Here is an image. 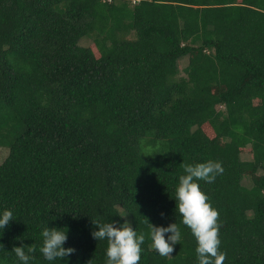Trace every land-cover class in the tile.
Wrapping results in <instances>:
<instances>
[{
  "label": "trees",
  "instance_id": "trees-1",
  "mask_svg": "<svg viewBox=\"0 0 264 264\" xmlns=\"http://www.w3.org/2000/svg\"><path fill=\"white\" fill-rule=\"evenodd\" d=\"M0 148V264L21 243L29 264H104L97 220L145 234L139 264H198L175 188L207 159L223 264H264V0H0ZM174 221L156 254L148 222ZM45 223L75 251L45 260Z\"/></svg>",
  "mask_w": 264,
  "mask_h": 264
},
{
  "label": "clouds",
  "instance_id": "clouds-1",
  "mask_svg": "<svg viewBox=\"0 0 264 264\" xmlns=\"http://www.w3.org/2000/svg\"><path fill=\"white\" fill-rule=\"evenodd\" d=\"M184 173L178 178L175 188V208L181 216V222L188 226L196 239L195 252L198 264H223L226 252L220 249L219 211L212 206L206 192L200 187V181L213 182L224 171L222 162L207 159L183 165ZM14 218L11 208L0 209V235ZM96 227L91 235L96 240H106L104 264H139L142 244L145 240L143 232H137L128 221H93ZM150 247L161 256H171L175 244L182 239L181 228L174 221L167 225H154L150 222ZM167 234V235H166ZM42 243L39 251L45 260L56 261L73 253V246H64L68 239L67 226L49 227L46 223L41 229ZM0 248L3 245L0 244ZM12 250L19 262L29 264L34 259L31 255L36 251L35 245L21 243Z\"/></svg>",
  "mask_w": 264,
  "mask_h": 264
},
{
  "label": "rangeland",
  "instance_id": "rangeland-1",
  "mask_svg": "<svg viewBox=\"0 0 264 264\" xmlns=\"http://www.w3.org/2000/svg\"><path fill=\"white\" fill-rule=\"evenodd\" d=\"M90 42H89V40H87V39H85V40H83L82 42H81V44L82 45H88ZM186 63H187V59L186 58H184V59H181L180 61H179V67L180 68H183L185 65H186ZM7 153H8V150L6 149V150H4V149H2V148H0V164L2 163V161L5 159V157L7 156ZM247 182V181H246ZM246 185H248V183L246 184Z\"/></svg>",
  "mask_w": 264,
  "mask_h": 264
},
{
  "label": "built area",
  "instance_id": "built-area-1",
  "mask_svg": "<svg viewBox=\"0 0 264 264\" xmlns=\"http://www.w3.org/2000/svg\"><path fill=\"white\" fill-rule=\"evenodd\" d=\"M135 1H133V3H134Z\"/></svg>",
  "mask_w": 264,
  "mask_h": 264
}]
</instances>
